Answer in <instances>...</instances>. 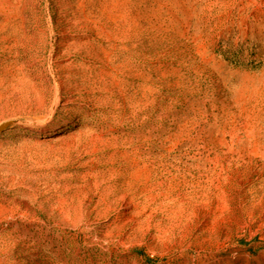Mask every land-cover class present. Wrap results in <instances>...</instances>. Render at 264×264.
I'll use <instances>...</instances> for the list:
<instances>
[{
    "label": "rangeland",
    "instance_id": "obj_1",
    "mask_svg": "<svg viewBox=\"0 0 264 264\" xmlns=\"http://www.w3.org/2000/svg\"><path fill=\"white\" fill-rule=\"evenodd\" d=\"M0 264H264V0H0Z\"/></svg>",
    "mask_w": 264,
    "mask_h": 264
},
{
    "label": "bare ground",
    "instance_id": "obj_2",
    "mask_svg": "<svg viewBox=\"0 0 264 264\" xmlns=\"http://www.w3.org/2000/svg\"><path fill=\"white\" fill-rule=\"evenodd\" d=\"M34 63H35V64H38L39 61H38V60H34ZM250 164H251V163H250ZM250 167H251V170H252V173H253V174H259V172L261 171V170H255L256 166H254V165H252V166H250ZM120 198H121V200L125 201L126 198H127V195L122 194Z\"/></svg>",
    "mask_w": 264,
    "mask_h": 264
}]
</instances>
